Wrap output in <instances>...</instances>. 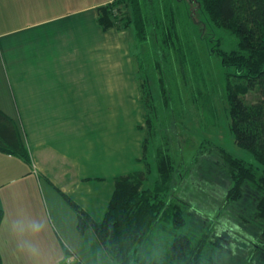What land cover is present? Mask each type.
<instances>
[{"label": "crops", "instance_id": "obj_1", "mask_svg": "<svg viewBox=\"0 0 264 264\" xmlns=\"http://www.w3.org/2000/svg\"><path fill=\"white\" fill-rule=\"evenodd\" d=\"M109 2L0 0V110L30 152L0 150V264H116L67 199L101 220L116 177L145 168L140 131L114 123L137 78L131 31L100 24Z\"/></svg>", "mask_w": 264, "mask_h": 264}, {"label": "trees", "instance_id": "obj_2", "mask_svg": "<svg viewBox=\"0 0 264 264\" xmlns=\"http://www.w3.org/2000/svg\"><path fill=\"white\" fill-rule=\"evenodd\" d=\"M179 1L115 0L99 7V21L105 29H129L134 42L146 47V58L159 71L164 112H174L171 82L177 81L182 94L187 79L194 100L214 121L213 100L201 88L205 78L198 50L185 38L186 29L194 26ZM195 1L207 21L233 41L220 40L214 48L226 68L230 128L236 144L251 151L259 163L209 142L216 155L200 174L204 184L216 186L210 198H216L217 211L211 207L201 213L187 200L185 190L196 175L188 168L182 171L180 148L165 132L152 128L143 142V156L150 151L149 138L156 142L151 164L116 177L101 220L67 196L78 214L79 231L93 229L116 264H229L232 259L231 264H264V0ZM137 60L145 67L142 57ZM249 92L256 93L254 100L246 99ZM19 128L0 110V150L30 161ZM154 163L157 177L149 185Z\"/></svg>", "mask_w": 264, "mask_h": 264}, {"label": "rangeland", "instance_id": "obj_3", "mask_svg": "<svg viewBox=\"0 0 264 264\" xmlns=\"http://www.w3.org/2000/svg\"><path fill=\"white\" fill-rule=\"evenodd\" d=\"M174 3L179 0H172ZM180 4L184 7L188 16L191 19L193 27L190 25L185 31V38L198 50L199 58L202 63L204 71V80L201 84V88L204 92L209 95L214 103L216 109V118L214 121L210 120V115L205 114L204 109H200L191 91L194 90L192 87L189 91V85L187 79H184L183 85L185 88L182 89V94L178 92L177 81L171 82L172 92H174V102L171 110L174 112L170 113L168 109L164 112L162 108H167L162 106V98L157 79L159 78V71L151 63L150 58H146V47L140 46L138 43L134 42L131 36V54L133 58L135 76L137 78V98L133 101V106L135 109L127 113V116L122 118L116 117L114 123L118 128H137L142 136V145L140 151V161L146 165L151 160H153L152 147L156 144L152 138H149V152L143 156V142L147 137L149 131L155 128L157 131L165 132L169 136V140L174 146L180 148L181 154L179 161H183L182 171L186 168L193 174L196 175L194 183L187 187L186 196L187 200L194 205L198 212L204 213L211 207L215 206L214 200H211L210 196L215 192L216 186L212 187V182L205 183L203 177L200 173L203 170H207L209 167L208 160L216 155L214 153L213 147L209 145V142L216 143L225 147L227 150L231 151L233 154L244 158L248 162L257 164L259 163L251 151L243 148L236 144L234 133L232 128H230V116L228 109L230 107L228 89L225 78V67H222L220 58L217 56L214 48L218 41L223 40L227 43L232 44L227 33L216 29L209 21L207 17L202 14L199 4L195 0H180ZM108 4V3H107ZM116 12V9H115ZM198 26V27H196ZM198 31V34L195 31ZM226 43V44H227ZM144 61L143 68L140 67L137 60L140 59ZM141 61V63H142ZM140 63V64H141ZM147 78L144 81L142 77ZM139 80L143 83L139 84ZM191 86V84H190ZM204 97L200 99L202 101ZM256 98V93L249 92L246 95L247 100H254ZM116 109L119 110L120 102H116ZM111 116H105L99 118V123H109L111 121ZM150 122H147V119ZM114 120V119H113ZM124 125H123V124ZM163 124V125H162ZM197 157V159H195ZM145 159V160H144ZM212 162V161H211ZM200 165L199 167H195ZM212 165V164H211ZM153 172L149 174V179L147 183L153 185L157 177V167L154 163ZM220 170V169H218ZM221 171V170H220ZM218 174V172L216 173ZM209 181V179H207ZM198 181V182H197ZM201 183V185L199 184ZM197 188L199 190H197ZM212 209V208H211ZM212 213V212H210ZM224 258V257H223ZM228 261L227 258H224ZM229 264L234 263L235 260H229ZM65 264V261H64Z\"/></svg>", "mask_w": 264, "mask_h": 264}, {"label": "built area", "instance_id": "obj_4", "mask_svg": "<svg viewBox=\"0 0 264 264\" xmlns=\"http://www.w3.org/2000/svg\"><path fill=\"white\" fill-rule=\"evenodd\" d=\"M115 0H110V2L112 3V2H114ZM109 2V3H110ZM65 263L66 264H71L72 263V260H70V259H67L66 261H65Z\"/></svg>", "mask_w": 264, "mask_h": 264}]
</instances>
